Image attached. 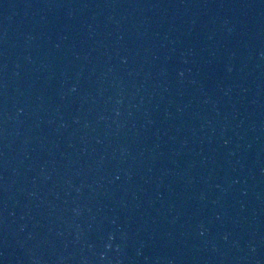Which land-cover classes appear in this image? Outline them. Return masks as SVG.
Instances as JSON below:
<instances>
[{"label":"water","instance_id":"95a60500","mask_svg":"<svg viewBox=\"0 0 264 264\" xmlns=\"http://www.w3.org/2000/svg\"><path fill=\"white\" fill-rule=\"evenodd\" d=\"M0 264H264V0H0Z\"/></svg>","mask_w":264,"mask_h":264}]
</instances>
